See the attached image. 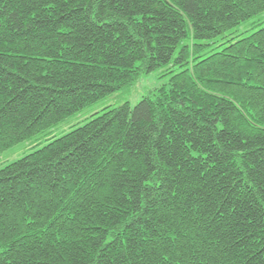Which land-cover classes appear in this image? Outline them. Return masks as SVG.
Masks as SVG:
<instances>
[{"label":"trees","instance_id":"1","mask_svg":"<svg viewBox=\"0 0 264 264\" xmlns=\"http://www.w3.org/2000/svg\"><path fill=\"white\" fill-rule=\"evenodd\" d=\"M263 11L0 0V154L169 75L0 168V264H264Z\"/></svg>","mask_w":264,"mask_h":264},{"label":"rangeland","instance_id":"2","mask_svg":"<svg viewBox=\"0 0 264 264\" xmlns=\"http://www.w3.org/2000/svg\"><path fill=\"white\" fill-rule=\"evenodd\" d=\"M264 11L256 17L241 23L238 27L224 33L216 38L215 45L208 49H212L227 39L239 35L242 32L249 30L253 23L263 22ZM219 51V50H215ZM167 67L157 68L151 72L141 73L136 82L126 91H118L107 98L97 102L96 104L84 108L68 118L63 124L52 127L36 137L25 140L16 146L2 152L0 154V168L7 163L16 161L23 156L45 146L53 138H58L71 130L83 125L91 115L100 112L105 107H119L124 103H128L131 107L135 106L139 100L149 95L151 92L166 86L168 87L169 75H166Z\"/></svg>","mask_w":264,"mask_h":264}]
</instances>
